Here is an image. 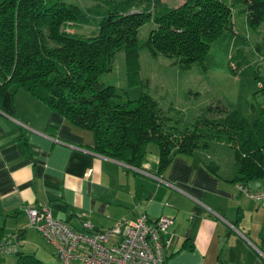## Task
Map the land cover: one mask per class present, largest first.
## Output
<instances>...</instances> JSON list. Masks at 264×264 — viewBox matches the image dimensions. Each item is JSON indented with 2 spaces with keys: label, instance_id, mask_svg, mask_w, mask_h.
Returning a JSON list of instances; mask_svg holds the SVG:
<instances>
[{
  "label": "trees",
  "instance_id": "trees-1",
  "mask_svg": "<svg viewBox=\"0 0 264 264\" xmlns=\"http://www.w3.org/2000/svg\"><path fill=\"white\" fill-rule=\"evenodd\" d=\"M89 1L85 6L65 0H0V95L8 87L26 92L70 126L89 131L94 153L135 169L148 143L156 147L161 171L174 156L190 155L214 141L232 153L231 182L246 185L263 178V118L246 124L236 111L227 110L200 121L201 128L173 133L148 95L129 100L125 90L98 81L110 71L118 50L124 54L126 89L139 85L141 48L153 57L172 59L171 65L182 71L200 65L209 44L229 28V5L224 0H182L175 8L160 0ZM239 1L245 23L263 25V42L264 0ZM148 21L155 27L140 43L137 30ZM79 27L96 29V34L74 32ZM241 59L234 64L233 56L229 58L232 71L247 63ZM254 80L264 93V81ZM208 167L215 169L213 163ZM14 253L16 264H41Z\"/></svg>",
  "mask_w": 264,
  "mask_h": 264
},
{
  "label": "crops",
  "instance_id": "crops-1",
  "mask_svg": "<svg viewBox=\"0 0 264 264\" xmlns=\"http://www.w3.org/2000/svg\"><path fill=\"white\" fill-rule=\"evenodd\" d=\"M157 162L156 148L145 151L138 169L100 156L89 131L6 88L0 95V242L9 244L0 247V264H16V251L34 257L18 246L32 229L25 211L39 207L76 230L79 220L105 230L141 214L149 221L171 218L162 236L168 242L163 264H264V200L238 189L264 190V177L233 183L232 164L221 175L217 163L196 152L174 156L161 171Z\"/></svg>",
  "mask_w": 264,
  "mask_h": 264
},
{
  "label": "rangeland",
  "instance_id": "rangeland-1",
  "mask_svg": "<svg viewBox=\"0 0 264 264\" xmlns=\"http://www.w3.org/2000/svg\"><path fill=\"white\" fill-rule=\"evenodd\" d=\"M65 1L85 6L92 4L89 0ZM224 1L230 7L229 28L209 44L200 65L182 71L171 65L172 59L162 55L153 57L147 49L141 48L137 52L139 85L136 83L135 87L126 89L124 54L123 50H118L112 58L110 71L98 76L99 83L125 90L129 100L137 99L141 93L148 95L155 103L156 113L173 133L201 128L200 121L220 117L227 110L236 111L238 118L246 124L264 119V93L254 80L258 77L264 81L263 25L249 27L245 23L244 5L239 0ZM160 2L168 8L182 4V0ZM154 27L150 21L142 24L137 30V41L143 42ZM74 32L93 36L96 29L79 27ZM242 55L244 58L241 59ZM232 56L234 64L240 59L247 63L232 71L233 64L229 62ZM149 148L156 147L148 143L146 153ZM196 153L206 163H217L221 175H225L228 165L232 164L231 151L218 142H209L208 147ZM26 233L19 242L20 252L31 253L43 264H60L51 248L34 230Z\"/></svg>",
  "mask_w": 264,
  "mask_h": 264
},
{
  "label": "built area",
  "instance_id": "built-area-1",
  "mask_svg": "<svg viewBox=\"0 0 264 264\" xmlns=\"http://www.w3.org/2000/svg\"><path fill=\"white\" fill-rule=\"evenodd\" d=\"M238 189L254 201L264 200V190L251 192L244 186ZM25 213L29 226L60 264H163L168 242L162 236L172 225L171 218L160 216L149 221L141 214L105 230L79 220L80 230H76L67 222L52 219L46 207L28 208Z\"/></svg>",
  "mask_w": 264,
  "mask_h": 264
}]
</instances>
